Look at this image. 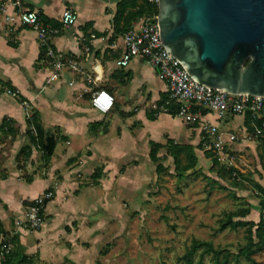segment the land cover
<instances>
[{"label":"crops","instance_id":"1","mask_svg":"<svg viewBox=\"0 0 264 264\" xmlns=\"http://www.w3.org/2000/svg\"><path fill=\"white\" fill-rule=\"evenodd\" d=\"M7 1L0 0V4ZM120 1L26 2L28 8L57 29L61 28L62 12L74 8L76 24L63 29L53 38L52 45L57 52L77 58L82 68L96 78L93 86L70 72H63L56 82H48L51 71L40 56L35 34L26 28L5 27L0 16V83L31 104L44 134L55 135L67 147L56 154L57 145L44 173L34 174V163L36 156L40 159V153L29 146L20 102L0 95V227L25 256H28L29 243L25 238L28 235L14 228L15 221L24 216L29 204L46 189H53L54 199L44 212L55 215L54 221L64 213L65 200L77 205L80 196H71L78 189L77 178L85 174L94 178L96 174L99 178L92 184L97 186L102 174L110 169L106 162L110 164V159L121 152L113 136L117 131L122 137L134 127L138 135L151 142L160 145L161 140L168 139L176 145L195 147L197 152V137L202 135L199 124L185 127L181 119L165 112L158 113L153 121L147 119L149 110L158 111L161 100L167 98V102L177 107L170 99L167 85L158 80L149 64L135 57L126 68L116 65L124 52L123 33L114 32L112 24ZM91 35L95 38L91 39ZM83 41L90 47L88 59L83 57ZM95 91H105L113 97V108L108 114L102 115L90 106L91 92ZM210 118V113H202V121L217 127ZM4 120L10 123L12 135L1 128ZM236 129H242L244 134L247 131L244 117L226 114L223 127L218 130L233 134ZM26 146L30 147V153L17 162L18 153ZM38 177L42 180L36 181Z\"/></svg>","mask_w":264,"mask_h":264},{"label":"rangeland","instance_id":"2","mask_svg":"<svg viewBox=\"0 0 264 264\" xmlns=\"http://www.w3.org/2000/svg\"><path fill=\"white\" fill-rule=\"evenodd\" d=\"M210 115V121L221 130L226 115ZM245 134L236 129L233 135L241 141L228 145L217 158L223 170H234V179L227 175L220 179L217 171H211V161L205 158L208 151L203 148L204 135L200 134L196 136V146L202 144L197 147V166L179 181L165 148L158 157L166 170L157 176L156 165L149 160L150 139L138 135L134 127L122 137L117 131L113 136L121 152L110 164L106 162L110 169L102 174L100 183L92 184L96 174L94 178L90 174L78 177V189L71 196H80L79 203L74 206L65 200L66 209L58 220L44 212L40 230L26 232L31 264H184L182 257L193 241L210 243L235 257L245 244V231H219L223 217L244 203L250 207L246 221L257 223L264 215V202L252 186L255 183L264 189L259 138H245ZM66 148L59 141L56 154ZM38 158L36 163L32 161L34 174L44 173L45 165ZM254 259L264 264V253ZM194 261L199 264L200 255ZM209 262L210 257L205 256L203 263ZM230 264L247 263L231 258Z\"/></svg>","mask_w":264,"mask_h":264},{"label":"built area","instance_id":"3","mask_svg":"<svg viewBox=\"0 0 264 264\" xmlns=\"http://www.w3.org/2000/svg\"><path fill=\"white\" fill-rule=\"evenodd\" d=\"M26 2L27 0H8L1 3L0 16L5 27L26 28L35 34L40 56L51 71L48 82H56L63 72H70L82 77L88 85H95L96 78L82 68L77 58L57 52L52 45L53 38L61 34L63 29L76 24L77 13L74 8L69 7L62 12L61 28L57 29L48 25L37 11L28 8ZM90 38L95 37L91 35ZM122 41L124 52L116 65L126 68L133 58H143L156 72L158 80L167 85L170 99L178 107L176 116L187 125L199 124L204 135L203 148L216 158L223 155L228 145L238 143L241 139L233 134H223L216 126L202 121L201 112L215 114L219 118L226 114L243 117L248 115L252 132L246 131L245 138L264 137V98L247 95L233 96L209 89L194 81L181 64L166 53L165 48L160 44L157 16L138 19L131 30L123 34ZM89 56L90 47L83 41V57L88 59ZM0 95L20 102L26 128L32 136H36L35 113L31 104L22 100L17 91L2 83H0ZM89 102L95 111L106 115L112 110L114 99L105 91H95L91 92ZM152 112V110L148 111V113ZM52 190L46 189L29 204L24 216L15 221L16 230L28 233L40 230L46 205L53 199ZM11 250V246L1 239L0 264L5 262Z\"/></svg>","mask_w":264,"mask_h":264},{"label":"water","instance_id":"4","mask_svg":"<svg viewBox=\"0 0 264 264\" xmlns=\"http://www.w3.org/2000/svg\"><path fill=\"white\" fill-rule=\"evenodd\" d=\"M160 44L197 83L264 98V0H157Z\"/></svg>","mask_w":264,"mask_h":264},{"label":"trees","instance_id":"5","mask_svg":"<svg viewBox=\"0 0 264 264\" xmlns=\"http://www.w3.org/2000/svg\"><path fill=\"white\" fill-rule=\"evenodd\" d=\"M158 4L157 0H121L116 9V14L112 19L114 32L126 33L131 30L133 24L141 18H152L158 14ZM158 113L165 112L172 116L177 115L178 107L173 105V103L167 102V98L158 102L157 105ZM35 113V112H34ZM156 112L147 113V119L150 121L155 120V116L158 114ZM204 113V112H202ZM244 125L248 132H252L250 126V117L248 115L244 116ZM34 126L36 130V136H32L26 128V134L29 141V146H31L35 151L40 153V158L44 165H47L48 161L52 157L58 142L60 141L55 135L44 134L42 128L39 125L37 114L35 113ZM1 128L5 133L10 135L13 134V130L10 123L6 120L1 125ZM259 142V152H260V163L264 171V137L257 140ZM151 145V150L149 153V160L152 164L156 165L155 172L157 176L165 172L166 168L160 163V158L158 157L159 151L163 148L167 151V156L173 160L174 172L179 181H182L186 173L195 170L198 158L196 156V148L189 145H176L173 144L171 140H167L165 145H159L154 142H149ZM202 147L199 144L198 148ZM197 148V149H198ZM30 147L26 146L21 149L17 155V162L22 156L30 153ZM211 152H205V158L211 161V171H217L216 174L220 179H226L227 175L229 178L234 179V170L228 169L223 170L219 166L217 158ZM238 177H241L236 173ZM97 176V175H96ZM95 177V176H94ZM99 178V176H98ZM96 178V179H98ZM254 189H256L261 197V201L264 202V189L252 183ZM250 215L249 204L244 203L239 206L236 210L226 214L220 222L219 231L223 232L225 230L229 231H245V244L234 257L231 252L220 251L214 249L212 244L200 241H193L185 255L182 257L184 264H194L195 257L200 255L199 264H204L203 259L205 256L210 257L209 264H230L231 258L236 263L239 259L245 260L247 264H257L254 257L264 253V215L259 217L257 223L248 222L246 218ZM0 238L12 248L9 256L6 258L5 262L2 264H31L32 259L28 256L23 255L18 248H15V240L13 238L8 239L7 234L0 227ZM199 253V254H198Z\"/></svg>","mask_w":264,"mask_h":264}]
</instances>
